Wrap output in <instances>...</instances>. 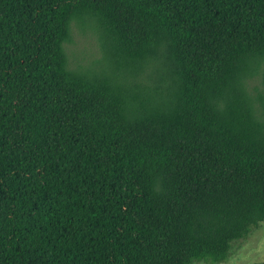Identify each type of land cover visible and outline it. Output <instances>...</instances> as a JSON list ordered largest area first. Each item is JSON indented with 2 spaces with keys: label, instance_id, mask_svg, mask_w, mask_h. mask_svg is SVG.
I'll return each mask as SVG.
<instances>
[{
  "label": "trees",
  "instance_id": "trees-1",
  "mask_svg": "<svg viewBox=\"0 0 264 264\" xmlns=\"http://www.w3.org/2000/svg\"><path fill=\"white\" fill-rule=\"evenodd\" d=\"M260 68L264 0H0V264L225 261L264 220Z\"/></svg>",
  "mask_w": 264,
  "mask_h": 264
},
{
  "label": "rangeland",
  "instance_id": "rangeland-1",
  "mask_svg": "<svg viewBox=\"0 0 264 264\" xmlns=\"http://www.w3.org/2000/svg\"><path fill=\"white\" fill-rule=\"evenodd\" d=\"M68 68L99 72L105 61L99 44L97 30L91 22L72 21L69 37L63 42ZM249 94L255 100L260 113L264 112V84L262 70H256L246 81ZM264 262V220L253 227L242 239L233 242L229 257L218 263L201 260L192 264H257Z\"/></svg>",
  "mask_w": 264,
  "mask_h": 264
}]
</instances>
